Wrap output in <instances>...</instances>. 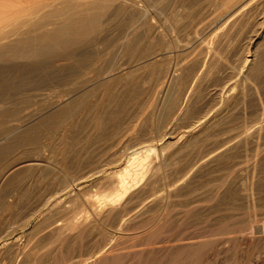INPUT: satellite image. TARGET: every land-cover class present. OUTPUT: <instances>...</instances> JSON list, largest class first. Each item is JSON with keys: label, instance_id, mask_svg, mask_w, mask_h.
<instances>
[{"label": "rangeland", "instance_id": "1", "mask_svg": "<svg viewBox=\"0 0 264 264\" xmlns=\"http://www.w3.org/2000/svg\"><path fill=\"white\" fill-rule=\"evenodd\" d=\"M85 1L90 3L89 1L92 2L94 0H62V1L61 0H0V40L2 41L0 42L3 43V40L4 42H7L9 40L16 38L18 36L17 35L18 33L26 31L28 26L31 25V23H34L35 21L40 19L42 15L45 16L44 14L50 11L59 10L58 8H60L62 9V13H64L66 11L65 6L67 4L83 3ZM219 2H220L219 0H187V1L185 0H182V1L181 0H140L138 1L137 4L133 6H129V8L127 9L126 7H128L129 4L128 5L126 3L119 4L118 1H111V3L109 1H104L103 5L110 4V8H107L106 9L107 11L103 14V16H101L102 23L100 27L96 31H94L95 33H92L91 35L77 41L75 47L72 48L71 50L55 52L56 54L51 53V56L49 54L48 55L43 54L36 58H32L28 60L20 59V60L10 61V60H7V57L3 58V60L0 59V100L4 101L3 103L2 101H0L1 102L0 106L2 107V109L0 107V110H1L0 111V149L2 148L1 149L2 153L0 154V213H1L0 214V238L2 240H0V243L2 241L1 244H3L4 240H8L7 245L2 246L0 244V264H13V263L23 264L24 262H26L25 264H27L28 262L32 264L33 263L34 264H59L60 262H62L63 258H65L66 256L68 257H66L64 259L65 261L63 260V262L67 263L69 261L70 263L72 260H76L74 256L78 258L79 255L85 253L84 251H86L87 248L95 244L103 243L105 239L101 240V237L102 236L106 237L107 235L106 232L107 233L110 232L111 229H112V236H111L110 242L117 243L123 247L125 245L124 250L126 249L128 250L130 249L131 246H137L135 247V249H137L138 247H141L142 244L145 242H161L162 240L166 242V241L171 240L172 238L174 240L176 239V235L195 236V234H198L197 236H200V235L205 236V233H206L205 231H207L208 234L206 233V235L212 236L214 234H217V236H219L222 230L223 231L229 230L231 228H234V227H237L243 224L244 222L246 223L247 220H249L252 216H255L258 218H261L262 216L264 217V186H263L264 185V178H263L264 177V174H263L264 173V156H263L264 155L263 154L264 153L263 152L264 151V143H263L264 140L260 139L263 145L262 147V145L258 141V139L261 137L259 136L257 140L256 138H254V140L252 139V141L250 140L247 141V143L244 144L245 147L244 145H242V146H238L236 149H232L233 151L230 150V152H228L230 154L227 153L225 156H223V158L219 159L220 162L217 160V161H214L211 165H208V167L204 166V168L202 167L203 169L199 168L200 170L199 169L194 170L196 175L193 174L194 172L191 173L190 175L191 182H189L188 185H190V187L188 186V188L194 189L195 187V190L198 189L197 190L198 193L201 192V194H203V197L204 195L207 196L208 194L212 196L211 199L212 201L215 200L214 201L215 203L210 201L212 202L211 211H213L214 213L208 212L206 214H200L198 213L199 211L196 212L195 210H193L192 213L190 211L189 214L185 216L187 218L186 221L184 217L180 219L181 221L179 219H175L176 218L175 216L176 214V207H175L176 206V195H175L174 197L170 199V205L172 206L171 208L173 209L170 208L171 212L167 211L170 217L166 214V216L163 217L161 221L160 220L158 221L157 220L158 211L156 209H152V212L150 211L149 213H144L143 214L144 217L139 215V217L135 219L136 221L135 220L133 221L131 220L129 222L127 221L125 225H123V230L121 234H119L120 229L117 226H115L114 222L112 223V221H109L106 224L103 223V225L99 224L100 225L98 226V228H100L99 230L96 227L94 228L91 227L92 228L91 230L87 228L83 233H78V230L76 231L65 230V231L60 232V235H59L58 232L53 231L54 225L56 224L62 225V223H67L74 217L81 218V216L82 217L88 216L92 218L93 216L91 214V208L94 206V204L88 202L87 198H89L90 200H97V197H101L105 193L106 194L109 193L111 189L110 187L113 184H115L113 182L115 181V179L113 178L114 176L116 178V175L113 176L112 178L113 180L111 178H109V180L105 178L103 179L104 175L107 173H111V171L112 172L117 171L120 167H123L124 165L128 164L129 163L127 162L129 158L128 156L131 157L132 156L131 153L135 151H142L148 145L149 146L147 149H149V147L154 146L155 150L148 152L149 153L148 158L151 160L150 161L148 159V162L152 164H157L158 162L165 161L164 162L165 167L163 166L157 172V174L151 179L150 185L147 188L148 189L150 188L149 190H157V189L160 190L161 189L160 191L162 190L167 191L171 187L169 186L165 187L163 184H166L169 181L175 180L176 171L184 169L189 163H191L193 160L196 159L195 157L200 156L205 151L210 149V147H212L213 144L217 145L220 142V140L222 141L229 135H234L235 133L238 134L239 131H240L239 133L242 134L244 130H246L247 128L249 130L250 127L253 128V126L257 124L258 121L261 120V118L262 119L264 118V38L263 37L259 39L255 38V35L257 32H256V28H253L254 25L251 23L252 22L251 18L248 19V21L247 20L238 21V23H241V26L236 22L233 25L236 27V28L234 27V29L236 30L233 29V26H231L230 29L227 27L229 29L227 30L225 26V20L227 18L224 17L225 16L224 14L226 12L225 13L224 11L220 12V9L218 8V5H217L219 4ZM191 4H194V5H191ZM237 4H239V1L234 5L236 6ZM137 5L138 7H136ZM234 5L231 6V8L228 9V11L230 10L232 11V9H234L235 7ZM139 6L142 8H140ZM212 6L213 7L215 6V7L213 8ZM124 7L126 9H124ZM127 10L128 12H126ZM257 11L259 10L255 9V11L252 12L253 15L260 16L261 12H257ZM217 13L218 14L220 13L219 14L220 19H217L218 18ZM214 14H216V16ZM51 15L48 18L46 17L47 21L49 19L48 21L49 24L45 25L43 29L41 28V29H38L37 31L49 30L53 28V26L56 27L58 24H60V22L62 21V17L64 16L63 15L61 17L62 14L61 15L56 14L51 17ZM167 15L170 17L168 18ZM26 19H28V21ZM166 19L169 22H167ZM22 20H24L25 22L26 21L28 22L26 23L27 26L24 21H23L24 24L22 25L23 23L21 22ZM176 21L180 22V24L179 23L177 24ZM249 21H250V24L253 25V27L249 24ZM8 24H11V25L9 26ZM182 24L184 25L182 26ZM208 24H211V25H208ZM221 24H224V25L221 26ZM6 25L14 29L13 30L14 34L12 33L11 29L10 31H7L9 30V27L8 28L5 27ZM3 29H6V32L8 33L10 32L12 34L7 33L8 35H10L8 36L5 30ZM15 29H17L16 31L17 34H15ZM1 30H3L2 34H1L2 32ZM146 30H148V32ZM182 31H184V33H181ZM215 31H217V33ZM219 32L220 34L218 36ZM122 33H123V36H122ZM127 33L129 36L127 35V37H125L124 35H126ZM145 33L148 35H146ZM214 33H216L217 35H215ZM221 33H224L223 37H221L223 35ZM227 34L228 35L231 34V35L227 36ZM2 35L6 37H3ZM12 35H15V36H12ZM213 35L215 37L217 36L218 39H216L217 37L215 38ZM225 35L227 36V38L225 37ZM128 38L130 39V41L129 40L126 41V39ZM215 39L217 41H215ZM178 40L180 41L179 43H177ZM219 40H221L220 41L221 43L219 42ZM131 41L133 42L131 43ZM185 42H187L188 44L190 43V44L188 45ZM252 42L254 44H252ZM209 45H212V46L208 47ZM203 47L209 48L210 53L207 48L205 49ZM202 50L204 52H201ZM197 51H200L201 53ZM206 51L207 53H205ZM213 51H215L216 53L215 52L213 53ZM247 51L249 52L254 51L255 54H257L256 58L258 57V59H256L255 61L256 64L254 63V65L250 69V72L247 75L249 78L246 77L243 79V82H241L242 78H240V76H239V81L236 78H238L237 76L239 75V70H241L242 68V66L240 65H242L243 55H246ZM194 53H195V56H194L195 59L193 60L194 57L192 58V56ZM196 53H198L199 55L196 56ZM208 53H209L210 58L208 57ZM210 54H212L213 56L212 55L210 56ZM149 55L151 56V58ZM183 55L186 56L185 59L186 60L188 59L187 61H190L192 59L190 63H187V62H186L187 64L185 63L186 60L184 59ZM201 55L203 56L201 57ZM205 55L207 57H204ZM211 57L212 59H214V61L211 59ZM41 58L47 61H45L44 63L43 62L44 60ZM4 59H6V62ZM150 59L152 60L150 61ZM41 60H42V64H41ZM178 60L180 62H178ZM208 60L210 61L212 60L213 62L211 61L212 62L211 63ZM198 61L200 64L198 63ZM207 61L210 65L207 64ZM201 62H203L204 65L201 64ZM183 64H186V65L183 66ZM190 64H193V65H190ZM215 64H217V67ZM176 65L177 66L179 65V66L176 67ZM201 65L204 67H202ZM213 65H215V67ZM138 67L140 68L138 69ZM166 67L168 68V73H167ZM180 67L183 71L179 69ZM205 67L206 68L208 67L209 69L212 67L210 69L211 71L208 68L205 70L204 69ZM176 68L178 69L175 70ZM163 69H165L166 73L164 71L163 72L167 74L168 78L165 74H163L164 76L161 74L162 73L161 71ZM203 70H205V75L200 76L199 77L200 80L199 79L196 80L198 85L197 83H195L196 82L195 81L194 83L196 85L194 86V83H193V87H192L191 81L188 82L187 80L188 79L191 80L192 75L196 73V71L204 72ZM159 71L160 73H158ZM184 73H186L188 77ZM159 74H161V76H163L164 78L163 77L161 78ZM176 76H177L176 78L177 81L175 80V83H174L173 79ZM26 78H29V79H26ZM159 79L165 80V82L160 81ZM180 81L181 82L186 81V84L184 82L181 84ZM187 83L191 84V87H190L191 89H188L189 85ZM234 83H237L238 85ZM172 84L177 85V86L176 85L174 86V87H177V90L176 88L173 87ZM178 84L180 85L179 87H178ZM227 84L230 87L232 85L231 91H230L232 93L229 92L230 88L228 90V93H230V95L228 94L229 96L227 95V92H224V91L222 92V89H224L227 86ZM87 85L88 87H86ZM244 85H245V88H244ZM184 86L186 87V89ZM194 87L198 89L196 90V92H195ZM239 88L242 90H240ZM179 89L181 90L179 91ZM184 89L186 92L184 91ZM233 90L234 91L237 90V92H234ZM191 91H194V93L196 94H193ZM177 92L179 93V96L181 94L182 95L180 97L176 96L178 95ZM217 92H219L220 94H218ZM185 93L188 95L186 96ZM222 93H225V95ZM241 93L243 97L241 96ZM68 95L70 98L68 97ZM174 95L176 98L178 97L177 99L179 103L175 99ZM194 95L196 96V98ZM238 97H240V100H238L239 99ZM213 98L214 99L216 98V100H214ZM224 99L225 100L228 99L226 104L229 105L230 108L226 104L223 105V103L225 102ZM176 101L178 103L177 106L178 107L180 106L178 108V111L176 107ZM174 102L175 104H173ZM215 102L222 103V104L218 105L217 103L215 104ZM2 104L5 105L4 111H2L3 106H4V105L2 106ZM170 104L171 106L174 105V107L172 106L174 109L170 106ZM220 105H223V108H224V111L222 113L224 114L225 110H226V113L225 115L221 114L219 116L222 117L223 115V117L226 119H223L217 116L218 118L216 119L214 125H211L213 126V128H215V131L212 127L211 128L208 127L209 129L207 128L205 130V133L204 131H202L203 133L199 131H195L193 132L192 138L188 140V137L186 136L187 135L186 131L187 129L194 127V122L197 120V118L204 115L205 113L207 115L208 113H213V110ZM231 105H232V108H231ZM201 106L202 107L205 106V107L202 108ZM181 107L184 109L182 110ZM206 107L207 108L210 107V108L207 109ZM225 107H227L228 109ZM198 108H200V111H198L199 110ZM59 110L62 112L61 115L58 118L54 119L52 123L50 122L49 123L50 125L48 124L46 125L42 123L46 117H50L56 114L57 112H60ZM86 111H88V114H86ZM179 111L182 113H180ZM202 111L203 113H201ZM93 112H97V115L95 116L91 115ZM196 112H197V115H196ZM198 112L201 114H199ZM184 115L187 118H185ZM98 119L101 121H99ZM187 123H188L189 128L188 126H186ZM232 127L236 128V130L235 129L233 130ZM237 127L239 128L237 129ZM35 128L37 130H34ZM241 128L243 129V131ZM252 128H250V130ZM206 131L212 134V135L208 134L209 136L208 139L210 140V137H211V139L214 140V142L212 140L210 142L207 139ZM218 132L220 134L222 133V135H221V138L219 137L220 135L216 136L217 137L216 139L215 135L216 134L218 135L219 134ZM263 134H264V130L262 131V138L264 136ZM182 136L183 138H181ZM65 137H67L68 139ZM203 137H205V139H203ZM184 138L188 144L186 145V147L182 148L180 151L176 153V143L174 145V141L176 142L177 140L178 141L182 140L179 142V144L181 142L184 143L186 142L185 140L183 141ZM191 140L192 141L194 140V142H197L198 144L193 143L195 144V146L192 145ZM255 141L259 143L258 145L259 151H257L258 158H256V162H255L257 165L256 164L253 165L252 162H253L254 154H251L252 152L253 153L256 152L254 148L255 147L254 143H256ZM252 142L254 143L252 144ZM189 144H191V146ZM199 144L201 147L198 146ZM205 144H207L208 146L210 145L209 147L206 145L208 148L207 150H206ZM160 146H162V149H160ZM202 146H204L205 151H203ZM246 147H247V150L245 149ZM196 149L197 150L199 149L198 151L200 152V154ZM173 150H175V152H172ZM231 151L234 152L233 155ZM151 153L154 155H152ZM171 156H173L174 158ZM168 157H171V158H168ZM244 157L247 159H245ZM191 158H192V161H191ZM158 159H160L161 161ZM173 159L175 163L172 162ZM244 159L248 161L247 163L249 164L247 163L244 164L246 162ZM258 159H260L261 161H259ZM166 160H168L170 163L172 162L171 164L173 168L171 167L170 163ZM242 162L244 165L242 164ZM177 163L178 165H176ZM184 163L186 165H184ZM232 164L233 166L230 167ZM236 165L237 166L239 165V168L236 167ZM245 165L246 166L248 165L247 168ZM251 165L253 166L251 167ZM10 166H15L17 170L15 169V171L9 176L4 175V172H5L4 170L9 168ZM213 166L215 168H213ZM254 166L256 168H254ZM216 167L219 169V171L217 170ZM93 169L99 172H97L96 174ZM213 169H216V171ZM243 169L246 172L248 171V175L246 172H243ZM204 170L206 171V173L204 172ZM254 170L256 171L258 170L259 173L254 172ZM251 172L252 174L254 173V175L251 176ZM227 173L232 178L234 176L235 178V179L233 178L234 182L233 181L231 182L232 179L230 180L231 177L229 178ZM224 174L225 176H223ZM208 175L210 176L208 177ZM260 175H261V178L259 179ZM220 176L222 178H220ZM226 177L228 178V180ZM161 178L164 180H162ZM204 178L209 179L208 181L209 183L206 182L207 179H204ZM250 178L252 179L250 180ZM73 179L74 181L76 179V181L74 182ZM156 179L160 181H157ZM246 180H248L247 181L248 184L249 183L251 185L253 184L252 187L254 188L253 189L254 197L256 194L261 193V194L256 195L258 200L261 199L260 201H258L255 197V202H254L255 207L254 208L252 207L249 208V206L247 205L246 198H244L245 193L243 190L247 189L250 186V184L248 186L245 185L247 184ZM226 181L228 182L226 183ZM250 181H252V183ZM107 182L109 184L111 183L112 185L108 187ZM158 182L159 184H156ZM193 182L194 183L196 182V184H193ZM200 183L202 184L201 186H200ZM64 184L68 185V187L65 186ZM192 184L196 186H193ZM222 185H224L225 187H223ZM241 185H244V186H241ZM162 186L164 187L162 188ZM207 186L208 188H210L211 194L208 193L209 189L206 188ZM64 187L66 188L64 189ZM215 187H218L216 188L217 190L220 189L217 192L216 196H214V193H213L214 191H216ZM242 187H244L243 190H242ZM107 188H109V190ZM147 188L144 191H149L147 190ZM259 188L261 190L260 192H258L259 190H256ZM77 189H80V190L82 189L81 191L83 193H81L80 190L77 191ZM204 189L206 190V192L204 191ZM225 189L229 191V194H227L228 191L225 192L226 191ZM105 190H108V191H105ZM69 191H72V193H74L73 199L65 198L66 193ZM173 191H174V194H176V187L173 189ZM230 191L232 194L230 193ZM232 191L233 192L237 191L236 192L237 195L234 194L235 192L233 193ZM220 192L224 194L221 193L222 194L221 195ZM79 193L81 194L79 195ZM218 194L220 196H218ZM231 195L233 199L231 198ZM259 195H260V198L258 197ZM75 197L77 198V200L75 199ZM229 197L232 200H230ZM228 198H229V202L227 201ZM234 198L236 200L237 198L238 200L239 199L240 200L239 201L237 200L238 202H236ZM243 198L245 199V201H243L244 200ZM59 200L60 202L61 200H64V201H62L61 202L62 204H61L59 203ZM145 200L147 201V199ZM145 200H142V201L147 203ZM65 201H68V202H65ZM71 202L73 203L75 202L74 203L75 207L73 206V203ZM144 202L140 203L138 207L140 208L142 207V205L145 206ZM244 202L246 204H244ZM89 205H90V208H88ZM219 205L223 207L225 206L226 208L224 207L225 208L224 209L223 207H220ZM228 206L230 209H228ZM65 209L67 210V213ZM80 209L83 211L82 212L83 214L81 213V215L79 213L81 212ZM222 210H225L227 214H224L225 211H222ZM215 212L217 213L223 212V213L217 214ZM64 213L66 214L64 215ZM190 214H193L194 216ZM218 215H222V216L224 215V217L219 218L220 216ZM150 216L154 218L150 219L151 218ZM245 218L247 219L246 221H245ZM188 219H191V220L193 219V220L191 221ZM198 220L201 221L200 224ZM202 220L204 221V223L202 222ZM218 220H222V222ZM51 221L54 222L53 225ZM175 221L177 222V225L181 223V225L179 227L177 226V228H176ZM190 221L192 224L194 222V225H195L194 227L196 228H197V225L199 224L198 225L200 226L198 228L199 230L192 227L193 225L190 223ZM50 222H51V225H50ZM139 222H140V226L137 225ZM196 222H197V225H196ZM219 222L222 226L219 224ZM240 222H243V223H240ZM109 223L112 224V226L111 225L108 226ZM134 224H136L137 226L135 225L134 227ZM151 224L155 228L151 227L152 226ZM104 226L105 228L106 227L107 228L105 229ZM156 227H159L158 228L159 230H157ZM189 227L191 231L189 230ZM108 228L110 230H108ZM152 228H154V230ZM192 228L195 231V232L193 231L194 233H192V230H193ZM213 229H215V231H213ZM125 231H128V232H125ZM151 231L152 233H150ZM200 231H203V232H200ZM144 232L145 234H143ZM188 233H190L191 235ZM199 233L201 234L199 235ZM82 234L85 235L84 236L85 238L83 237ZM117 235L118 237L120 235V238H118ZM70 236L71 237L74 236L73 239ZM129 236L131 238L133 237V241ZM80 240H82L81 243H80ZM72 242L76 246L74 244L73 246ZM130 242H131V245H130ZM13 244L14 246H12ZM10 246L13 248H11ZM32 246L34 247V249ZM21 247L23 249L22 251L26 252V258L29 257L28 260L30 259V261L25 259L24 252L20 251ZM27 249H30V250H27ZM35 249L38 251H36V253L34 254L33 251H35ZM170 249H165V250L164 249H154L153 252H149L148 254H147L148 251L146 250L139 251V252L137 251V252H134L135 254L132 253V256H131V253L121 254L122 256L118 255L117 257H115V259L114 258L109 259L107 263L109 262L110 264H176V258L178 255L180 256L182 254V256H184L183 252H185V255L189 253V251H183V250L176 251V248H170ZM157 250L158 251L160 250L161 252L160 251L158 252ZM163 251L166 253V255ZM41 252H43V254ZM32 255L36 257V260H35V257H33ZM40 255L42 256V259L40 258L42 261L37 257ZM124 255L125 256L127 255L126 256L127 259L124 258L125 257ZM37 258L39 261L37 260ZM116 258H118V260ZM20 259L23 261L22 263ZM70 259L72 260L70 261ZM14 260L16 263L14 262ZM56 261H59V262L57 263ZM63 262L60 264H63Z\"/></svg>", "mask_w": 264, "mask_h": 264}, {"label": "bare ground", "instance_id": "2", "mask_svg": "<svg viewBox=\"0 0 264 264\" xmlns=\"http://www.w3.org/2000/svg\"><path fill=\"white\" fill-rule=\"evenodd\" d=\"M62 1V0H61ZM104 1H109L110 3H111V1H118L119 2V4L120 3H126L127 5H128V7H126L127 9L129 8V6H133V5H135V4H137L138 3V1H140V0H94V1H89L90 3H88V2H83V3H76V4H67L65 7H66V11L64 12V13H62V9H60V8H58L59 10H55V11H50V12H48V13H46V14H44L45 16H43L42 15V17H40V19H38L37 21H35L34 23H31V25L30 26H28V28H27V30L26 31H24V32H20V33H16V31H17V29H15V34H17L18 36L16 37V38H14V39H12V40H9V41H7V42H4V40H3V43H1L0 42V59H2L3 60V58H6L7 57V60H12V61H15V60H22V59H24V60H28V59H32V58H36V57H38V56H40V55H43V54H49L50 56H51V53H55V52H59V51H67V50H71L72 48H74L75 47V45H76V43H77V41H79L80 39H83V38H85V37H87V36H89V35H91L92 33H95L94 31H96L99 27H100V25H101V23H102V21H101V16H103V14L107 11L106 9L107 8H110V4L109 5H103V2ZM182 1V0H181ZM185 1H187V0H185ZM220 2H219V4H217L218 5V8L220 9V12H222V11H224V17L225 18H227L226 20H225V26H226V29L227 30H229L230 29V27L231 26H233L236 22L238 23V21H243V20H247L248 21V19H250L251 18V23L254 25V27H253V25H251L250 24V21H249V24L253 27V28H256V35H255V38L257 39H259V38H261V37H263L264 38V15H263V13H264V0H219ZM239 1V4H237L236 6L234 5V4H236L237 2ZM177 2V1H176ZM216 2V1H215ZM73 3V2H72ZM143 3V2H142ZM211 3V2H210ZM214 3V2H213ZM218 3V2H217ZM113 4H114V2H113ZM112 4V5H113ZM116 4V3H115ZM184 5V4H183ZM185 5H186V3H185ZM188 5V4H187ZM191 5H194V4H191ZM216 5V6H217ZM235 6L234 7V9H232V11L230 10V11H228V9H230L231 8V6ZM125 6V5H124ZM196 6V5H195ZM194 6V7H195ZM44 7V6H43ZM136 7H138V5L136 6ZM140 7V6H139ZM183 7V6H182ZM181 7V8H182ZM207 7V6H206ZM213 7V6H212ZM215 7V6H214ZM213 7V8H214ZM112 8H114V7H112ZM125 7H124V9H126ZM140 8H142V7H140ZM184 8V7H183ZM188 8V7H187ZM190 8V7H189ZM134 9H136V8H134ZM193 9V8H192ZM216 9V8H215ZM255 9L257 10H259V11H257V12H261L260 13V16H258V15H253V11H255ZM110 10V9H109ZM123 10V9H122ZM130 10V9H129ZM137 10H139V9H137ZM173 10V9H172ZM181 10V9H180ZM115 11V10H114ZM171 11V10H170ZM179 11V10H178ZM216 11V10H215ZM126 12H128V10L126 11ZM125 12V13H126ZM133 12V11H132ZM183 12V11H182ZM186 12V11H185ZM176 13V12H175ZM184 13V12H183ZM216 13V12H215ZM14 14V13H13ZM52 14V15H51ZM61 15V17H62V21L60 22V24H58V23H56V24H58L56 27H54L53 26V28H51V29H49V30H40V31H37L38 29H43V27L45 26V25H47V24H49V19H48V21H47V19H46V17L48 18L50 15H51V17L52 16H54V15ZM124 14V13H123ZM128 14V13H127ZM140 14V13H139ZM186 14V13H185ZM218 14V13H217ZM220 14V13H219ZM219 14H218V18L217 19H220L219 18ZM252 14V15H251ZM107 15V14H106ZM148 15V14H147ZM146 15V16H147ZM170 15V14H169ZM188 15V14H187ZM215 16H216V14H214ZM213 15V16H214ZM127 16V15H126ZM133 16V15H132ZM131 16V17H132ZM143 16V15H142ZM153 16V15H152ZM221 16V15H220ZM16 17V16H15ZM37 17V16H36ZM59 17V16H58ZM57 17V18H58ZM167 17L169 18L170 16H168L167 15ZM177 17V16H176ZM194 17V16H193ZM137 18V17H136ZM175 18V17H174ZM222 18V17H221ZM28 19H30V18H28ZM28 19H26L27 21H28ZM133 19V18H132ZM147 19V18H146ZM145 19V20H146ZM181 19V18H180ZM185 19V18H184ZM120 20V19H119ZM183 20V19H182ZM181 20V21H182ZM191 20V19H190ZM215 20V19H214ZM214 20H213V22H214ZM24 20H22L21 22H23ZM25 22V24L26 23H28V22ZM31 21H32V19H31ZM166 21L167 22H169L167 19H166ZM180 21V20H179ZM192 21V20H191ZM216 21H218V20H216ZM247 21H246V23H247ZM20 22V23H21ZM24 22L22 23V25L24 24ZM165 22V21H164ZM177 22V21H176ZM189 22V21H188ZM212 22V23H213ZM126 23V22H125ZM180 24V22H177V24ZM182 23V22H181ZM187 23V22H186ZM216 23V22H215ZM12 24V23H11ZM11 24H8L9 26L11 25ZM13 24H15V23H13ZM17 24V23H16ZM30 24V23H29ZM132 24V23H131ZM130 24V25H131ZM165 24V23H164ZM170 24V23H169ZM176 24V25H177ZM214 24V23H213ZM240 26H241V23H238ZM8 25H6L5 27H9ZM19 25V24H18ZM184 24H182V26H183ZM208 25H211V24H208ZM222 25H224V24H221V26ZM248 25V24H247ZM14 26V25H13ZM12 26V27H13ZM26 26H27V24H26ZM128 26V25H127ZM136 26V25H135ZM168 26V25H167ZM181 26V25H180ZM216 26V25H215ZM250 26V27H251ZM17 27V26H16ZM211 27V26H210ZM213 27V26H212ZM229 29H228V28ZM234 27L235 26H233V29H234ZM20 28H21V26H20ZM136 28V27H135ZM219 28H221V27H219ZM222 28H224V27H222ZM236 28V27H235ZM252 28V29H253ZM10 29L12 30V33H13V28H11V27H9V30H7V31H10ZM44 29H46V28H44ZM178 29V28H177ZM212 29V28H211ZM237 29H238V27H237ZM242 29V28H241ZM3 30H5V32H6V29H3ZM3 30H1L2 32H1V34L3 33ZM20 30V29H19ZM157 30V29H156ZM214 30V29H213ZM234 30H236V29H234ZM127 31V30H126ZM147 32H148V30H146ZM220 31V30H219ZM222 31V30H221ZM223 31H224V29H223ZM248 31V30H247ZM4 32V33H5ZM138 32V31H137ZM146 32V33H147ZM186 32V31H185ZM216 33H217V31H215ZM226 32V31H225ZM232 32V31H231ZM230 32V33H231ZM8 32H6V34H7ZM10 33V32H9ZM8 33V34H9ZM12 33H10V34H12ZM32 33V34H31ZM125 33V32H124ZM130 33V32H129ZM145 33V34H146ZM181 33H184V31H182ZM192 33V32H191ZM216 33H214L215 35H217ZM5 34V35H6ZM7 34V35H8ZM14 34V33H13ZM143 34V33H142ZM179 34V33H178ZM187 34V33H186ZM197 34V33H196ZM212 34V33H211ZM219 34H220V32L218 33V36H219ZM221 34H223L221 37H223L224 36V33H221ZM226 34V33H225ZM236 34V33H235ZM127 35H128V33L126 34V35H124L125 37H127ZM137 35V34H136ZM146 35H148V34H146ZM189 35H191V34H189ZM229 35H231V34H229ZM228 34H227V36H229ZM3 36V35H2ZM1 36V37H2ZM8 36H10V35H8ZM7 36V37H8ZM12 36H15V35H12ZM122 36H123V33H122ZM129 36V35H128ZM196 36V35H195ZM214 36V35H213ZM227 36L225 35V37L227 38ZM3 37H6V36H3ZM2 37V38H3ZM124 37V38H125ZM138 37V36H137ZM143 37V36H142ZM199 37V36H198ZM215 37V36H214ZM217 37V36H216ZM215 37V38H216ZM224 37V38H225ZM123 38V39H124ZM188 38V37H187ZM220 38V37H219ZM177 39V38H176ZM181 39V38H180ZM202 39V38H201ZM213 39V38H212ZM216 39H218V37L216 38ZM215 39V41H217ZM130 41V39L128 38V39H126V41ZM195 40V39H194ZM223 40V39H222ZM6 41V40H5ZM120 41V40H119ZM124 41V40H123ZM123 41H121V42H123ZM177 41V40H176ZM221 40H219V42H220ZM125 42V41H124ZM133 41H131V43H132ZM180 41L178 40V42L177 43H179ZM211 42H212V40H211ZM120 43V42H119ZM127 43V42H126ZM185 43H187V42H185ZM215 43V42H214ZM214 43H212V44H214ZM221 43V42H220ZM249 43V42H248ZM129 44V43H128ZM127 44V45H128ZM188 44V43H187ZM190 44V43H189ZM188 44V45H189ZM217 44H218V42H217ZM252 44H254L253 42H252ZM121 45V44H120ZM130 45V44H129ZM210 46H212V45H209L208 47H210ZM219 46V45H218ZM220 46H221V44H220ZM122 47V46H121ZM180 47V46H179ZM214 47V46H213ZM123 48V47H122ZM183 48V47H182ZM196 48H198V47H196ZM203 48H207V47H203ZM108 49H110V48H108ZM190 49V48H189ZM202 49V48H201ZM205 49H204V51H205ZM208 49V51H209V48H207ZM186 50V49H185ZM200 50V49H199ZM253 50V49H252ZM257 50V49H256ZM255 50V51H256ZM104 51V50H103ZM180 51V50H179ZM203 50L201 51V52H204ZM233 51V50H232ZM197 52H200V51H197ZM200 52V53H201ZM215 51H213V53H214ZM77 53V52H76ZM87 53V52H86ZM143 53V52H142ZM178 53V52H177ZM192 53V52H191ZM205 53H207V51L205 52ZM204 53V54H205ZM209 53H210V51H209ZM209 53H208V57H209ZM212 53V54H213ZM216 53V52H215ZM56 54V53H55ZM58 54V53H57ZM67 54V53H66ZM84 54V53H83ZM152 54V53H151ZM212 54H210V56L212 55ZM228 54V53H227ZM245 54V53H244ZM79 55V54H78ZM82 55V54H81ZM153 55V54H152ZM187 55V54H186ZM189 55V54H188ZM197 55H199L198 53H196V56ZM256 55L257 54H255V52L254 51H247V53H246V55H243V58H242V65H240V66H242V68H241V70H239V75L237 76L238 78H236V79H238V81H239V76H240V78H242V80H241V82H243V79L244 78H249L247 75H248V73L250 72V69L252 68V66L254 65V63H255V61H256V59H258V57L256 58ZM69 56V55H68ZM77 56V55H76ZM150 56V55H149ZM159 56V55H158ZM160 56H161V54H160ZM159 56V57H160ZM192 56V55H191ZM195 56V53L193 54V56H192V58ZM203 55H201V57H202ZM213 56V55H212ZM237 56V55H236ZM46 57V56H45ZM140 57V56H139ZM157 57V56H156ZM183 57H184V59H185V55H183ZM204 57H207L206 55L204 56ZM203 57V58H204ZM215 57V56H214ZM52 58H54V57H52ZM51 58V59H52ZM150 58H151V56H150ZM199 58H200V56H199ZM202 58V59H203ZM210 58V57H209ZM208 58V59H209ZM41 59H43V58H41ZM179 59V58H178ZM190 59H191V57H190ZM189 59V60H190ZM195 59V57L193 58V60ZM211 59H212V57H211ZM5 60V62H6V59H4ZM33 60H35V59H33ZM44 60V59H43ZM70 60V59H69ZM140 60V59H139ZM152 59H150V61H151ZM186 60V59H185ZM184 60V61H185ZM188 60V59H187ZM185 61V63L187 62V63H190V61L192 60H190V61ZM213 61H214V59H212ZM211 60V61H212ZM216 60V59H215ZM9 61V62H10ZM45 61H47V60H44L43 62L45 63ZM93 61V60H92ZM138 61V60H137ZM181 61H183V60H181ZM200 61H201V59H200ZM205 61V60H204ZM203 61V62H204ZM209 62H211L210 60H208ZM208 61H207V64H209L208 63ZM212 61V62H213ZM140 62V61H139ZM178 62H180L179 60H178ZM203 62H201V64H203ZM211 62V63H212ZM234 62V61H233ZM239 62V61H238ZM86 63V62H85ZM158 63H160V62H158ZM186 63V64H187ZM198 63H199V61H198ZM241 63V62H240ZM239 63V64H240ZM41 64H42V60H41ZM134 64V63H133ZM140 64H142V63H140ZM186 64H183V66L184 65H186ZM194 64V63H193ZM193 64H190V65H193ZM196 64V63H195ZM200 64V63H199ZM207 64H206V66H207ZM256 64V63H255ZM88 65V64H87ZM204 65V64H203ZM210 65V64H209ZM216 65V67H217V64H215ZM215 65H213L214 67H215ZM221 65V64H220ZM94 66V65H93ZM96 66V65H95ZM138 66H139V64H138ZM179 66V65H178ZM177 65H176V67H178ZM180 66H181V64H180ZM202 66V65H201ZM200 66V67H201ZM163 67V66H162ZM191 67V66H190ZM194 67V66H193ZM196 67V66H195ZM202 67H204V66H202ZM86 68V67H85ZM140 67H138V69H139ZM159 68V67H158ZM165 68V67H164ZM167 68V67H166ZM171 68V67H170ZM186 68V67H185ZM208 68V67H207ZM206 67L204 68L205 70L207 69ZM212 68V67H211ZM210 68V69H211ZM255 68V67H254ZM130 69V68H129ZM135 69V68H134ZM178 68H176L175 70H177ZM179 69H181V67L179 68ZM184 69V68H183ZM187 69V68H186ZM198 69V68H197ZM201 69V68H200ZM209 69V68H208ZM209 69V70H210ZM216 69V68H215ZM205 70H203L204 72H202V71H196V73H194L193 75H192V79L191 80H187L188 82H190L191 81V83H192V87H193V83L197 80V79H199V77L200 76H204L205 75ZM34 71V70H33ZM125 71V70H124ZM151 71V70H150ZM166 73V71H165V69H163L161 72V74L163 75V74H165L164 72ZM181 71H183L182 69H181ZM186 71V70H185ZM189 71V70H188ZM211 71V70H210ZM209 71V72H210ZM213 71V70H212ZM178 72V71H177ZM147 73V72H146ZM158 73H160V71L158 72ZM167 73H168V68H167ZM259 73V72H258ZM83 74H84V72H83ZM127 74V73H126ZM161 74H159L160 76H161ZM171 74V73H170ZM177 74V73H176ZM185 75H186V73H184ZM211 74V73H210ZM229 74V73H228ZM22 75V74H21ZM91 75V74H90ZM113 75V74H112ZM124 75V74H123ZM158 75V76H159ZM166 76H167V74H165ZM172 75V74H171ZM183 75V74H182ZM213 75V74H212ZM225 75V74H224ZM109 76V75H108ZM107 76V77H108ZM164 76V75H163ZM163 76H161V78L163 77ZM165 76V77H166ZM173 76V75H172ZM175 76V75H174ZM187 76V75H186ZM261 76V75H260ZM106 77V78H107ZM115 77V76H114ZM113 77V78H114ZM171 77V76H170ZM188 77V76H187ZM206 77V76H205ZM221 77V76H220ZM4 78V77H3ZM105 78V77H104ZM159 78V77H158ZM164 78V77H163ZM167 78H168V76H167ZM167 78H165V79H167ZM177 76L176 77H174V79H173V82L175 83V80L177 81ZM204 78V77H203ZM26 79H29V78H26ZM103 79V78H102ZM146 79V78H145ZM259 79V78H258ZM46 80V79H45ZM112 80V79H111ZM157 80V79H156ZM160 81H163V82H165V80H161V79H159ZM182 80V79H181ZM184 80H186V79H184ZM200 80V79H199ZM204 80H206V79H204ZM249 80H251V79H249ZM237 81V80H236ZM146 82V81H145ZM163 82H161V83H163ZM169 82V81H168ZM172 82V83H173ZM184 81H180V83L182 84ZM203 82V81H202ZM201 82V83H202ZM251 82V81H250ZM99 83H101V82H99ZM177 83V82H176ZM179 83V82H178ZM185 84H186V81L184 82ZM195 83H197V81L195 82ZM194 83V86L196 85ZM200 83V84H201ZM259 83V82H258ZM261 83V82H260ZM32 84V83H31ZM91 84H93V83H91ZM169 84V83H168ZM188 84V83H187ZM199 84V85H200ZM205 84V83H204ZM221 84V83H220ZM234 84H236V85H238L237 83H234ZM233 84V85H234ZM246 84V83H245ZM161 85H163V84H161ZM167 85V84H166ZM173 85V84H172ZM172 85H171V87H172ZM176 85V84H175ZM175 85H173V87L175 86ZM189 85V87H188V89H191L190 87H191V84H188ZM188 85H186V86H188ZM197 85H198V83H197ZM202 85V84H201ZM226 85V84H225ZM235 85V86H236ZM242 85V84H241ZM89 86H90V84H89ZM136 86V85H135ZM168 86V85H167ZM177 86V85H176ZM180 85L178 84V87H179ZM258 86V85H257ZM34 87V86H33ZM86 87H88V85L86 86ZM137 87V86H136ZM185 87V86H184ZM199 87V86H198ZM231 87H232V85H231ZM231 87L227 84V86L224 88V89H222V92L224 91V92H227V95L229 94L230 95V93H232V92H230L231 91ZM85 88V87H84ZM83 88V89H84ZM160 88V87H159ZM174 88H176V90H177V87H174ZM195 88V92H196V90H198V89H196V87H194ZM194 88H192V89H194ZM200 88V87H199ZM229 88H230V90H229ZM240 88H241V86H240ZM239 88V89H240ZM244 88H245V85H244ZM170 89V88H169ZM168 89V90H169ZM183 89V88H182ZM185 89H186V87H185ZM185 89H184V91H185ZM21 90V89H20ZM20 90H18V91H20ZM161 90V89H160ZM181 89H179V91H180ZM228 90H229V92L230 93H228ZM240 90H242V89H240ZM139 91V90H138ZM158 91H159V89H158ZM190 91V90H189ZM200 91V90H199ZM221 91V90H220ZM219 91V92H220ZM234 91V90H233ZM165 92V91H164ZM186 92V91H185ZM193 94H196V93H194V91H191ZM219 92H217L218 94H220ZM234 92H237V90L236 91H234ZM198 93V92H197ZM216 93V92H215ZM240 93V92H239ZM238 93V94H239ZM245 93V92H244ZM168 94V93H167ZM173 94H174V92H173ZM177 94L178 95H176V96H179V93L177 92ZM180 94H181V92H180ZM186 94V93H185ZM190 94V93H189ZM211 94V93H210ZM222 94H224L225 95V93H222ZM182 95V94H181ZM180 95V96H181ZM188 94H186V96H187ZM212 95V94H211ZM217 95V94H216ZM228 95V96H229ZM244 95V94H243ZM66 96V95H65ZM65 96H63V97H65ZM179 96V97H180ZM190 96H192V95H190ZM195 96V95H194ZM218 96V95H217ZM227 96V97H228ZM241 96H242V93H241ZM240 96V97H241ZM247 96V95H246ZM68 97H69V95H68ZM148 97V96H147ZM174 97H175V95H174ZM183 97V96H182ZM185 97V96H184ZM219 97H220V95H219ZM222 97V96H221ZM236 97V96H235ZM240 97H238L239 99L238 100H240ZM243 97V96H242ZM70 98V97H69ZM162 98V97H161ZM178 98V97H177ZM176 97H175V99L178 101V99H177ZM187 98V97H186ZM193 98V97H192ZM195 98H196V96H195ZM224 98V97H223ZM229 98V97H228ZM59 99V98H58ZM166 99V98H165ZM180 99V98H179ZM182 99V98H181ZM184 99V98H183ZM191 99V98H190ZM214 99V98H213ZM237 99V98H236ZM96 100V99H95ZM196 100V99H195ZM194 100V101H195ZM198 100V99H197ZM200 100V99H199ZM214 100H216V98L214 99ZM225 100V99H224ZM228 100V99H227ZM227 100H225V102L223 103V105H225L226 104V102H227ZM234 100V99H233ZM0 101H2V100H0ZM60 101V100H59ZM98 101V100H97ZM177 101H176V107H177V111H178V108L180 107H178L177 106V104L179 103V101H178V103H177ZM223 101V100H222ZM237 101V100H236ZM4 101H2V103H3ZM61 102V101H60ZM73 102V101H72ZM219 102H220V100H219ZM57 103H58V101H57ZM167 103V102H166ZM186 103V102H185ZM222 104V103H218V102H215V104ZM230 103V102H229ZM255 103V102H254ZM173 104H175V102L173 103ZM188 104V103H187ZM203 104V103H202ZM231 104V103H230ZM263 104V103H262ZM0 105H1V102H0ZM4 104H2V106H3ZM139 105V104H138ZM184 105V104H183ZM223 105H220V106H218V107H216L214 110H213V113H208V115L205 113L204 115H202V116H200L199 118H197V120L194 122V127L193 128H189V126H188V123H187V125L186 126H188V128L189 129H187V137H188V140L189 139H191L192 138V136H193V132H195V131H199V132H202V131H204V133H205V130L208 128V127H212L213 128V126H211V125H214V123H215V121H216V119L218 118V117H221V116H219V115H221V114H223L222 112L224 111V108H223ZM227 105V104H226ZM78 106V105H77ZM95 106V105H94ZM117 106V105H116ZM170 106H171V104H170ZM173 107H174V105H172ZM171 106V107H172ZM188 106V105H187ZM227 106H229V105H227ZM234 106V105H233ZM248 106V105H247ZM1 107V106H0ZM4 107H5V105L3 106V110L2 111H4ZM90 107V106H89ZM172 107V108H173ZM202 107V106H201ZM200 107V108H201ZM203 107H205V106H203ZM202 107V108H203ZM213 107H214V105H213ZM213 107H212V109H213ZM111 108V107H110ZM166 108V107H165ZM200 108H198L199 110L198 111H200ZM201 108V109H202ZM207 108V107H206ZM210 108V107H209ZM209 108H207V109H209ZM225 108H227V107H225ZM229 108H230V106H229ZM231 108H232V105H231ZM260 108V107H259ZM1 109H2V107H1ZM174 109V108H173ZM181 109L183 110L184 108H182L181 107ZM181 109H180V111H181ZM205 109V108H204ZM203 109V110H204ZM228 109V108H227ZM88 110V109H87ZM104 110V109H103ZM121 110V109H120ZM1 111V110H0ZM60 111V110H59ZM91 111V110H90ZM179 111V112H180ZM185 111V110H184ZM206 111V110H205ZM228 111V110H227ZM207 112V111H206ZM61 111L60 112H57L56 114H54V115H52V116H50V117H46L45 119H44V121L42 122L43 124H48V125H50L49 123L51 122H53L54 121V119H56V118H58L60 115H61ZM180 113H182V112H180ZM179 113V114H180ZM184 113V112H183ZM199 113V112H198ZM201 113H203V111L201 112ZM201 113H199V114H201ZM225 113H226V110H225ZM225 113L223 114V115H225ZM229 113V112H228ZM5 114V113H4ZM85 114V113H84ZM86 114H88V111H86ZM103 114V113H102ZM185 114V113H184ZM187 114V113H186ZM91 115H97V112H93ZM101 115V114H100ZM108 115H110V114H108ZM113 115V114H112ZM195 115V114H194ZM196 115H197V112H196ZM223 115H222V117L221 118H223V119H226V118H224L223 117ZM226 115H228V114H226ZM87 116V115H86ZM99 116V115H98ZM185 116V115H184ZM218 116V117H217ZM90 117V116H89ZM178 117V116H177ZM236 117V116H235ZM97 118H99V117H97ZM185 118H187L186 116H185ZM6 119V118H5ZM192 119V118H191ZM222 119V120H223ZM235 119V118H234ZM82 120V119H81ZM81 120H80V122H81ZM99 120V119H98ZM60 121V120H59ZM99 121H101V120H99ZM99 121H98V123H99ZM219 121V120H218ZM252 121V120H251ZM255 122V121H254ZM63 123V122H62ZM88 123H89V121H88ZM98 123H97V125H98ZM227 123V122H226ZM248 123V122H247ZM45 125V126H46ZM190 125V124H189ZM220 125V124H219ZM242 125H244V124H242ZM246 125V124H245ZM248 125V124H247ZM73 126V125H72ZM78 126V125H77ZM216 126V125H215ZM43 127V126H42ZM240 127V126H239ZM239 127H237V129L239 128ZM31 128V127H30ZM86 128V127H85ZM217 128V127H216ZM220 128H221V126H220ZM233 128V127H232ZM231 128V129H232ZM250 128H252V127H250ZM250 128H249V130H248V128L246 129V128H244V129H246V130H244L243 131V129H242V131H243V133L242 134H240L239 132H238V134L237 133H235L234 135H229V136H225L226 138L225 139H223L222 141L220 140V142L216 145H214L213 144V146L212 147H210V149H208L207 148V144H209V143H207V144H205V147H206V150L207 151H205L204 150V146H202L203 148V151H205L203 154H201L200 156H198V157H195L194 155V157L196 158L195 160H193L192 161V158H191V163H189L184 169H182V170H179V171H176V179L175 180H173V181H169V182H167L166 184H163L162 182V184L165 186V187H167V186H169V187H171V188H169L167 191H160V190H149L147 187L150 185V181H151V179L157 174V172L164 166V162L165 161H162V162H158L157 164H152V163H149L148 162V156H149V151L151 152V151H154L155 149H154V146H152V147H149V149H147L148 148V146H146L145 148H144V150H142V151H135V152H133V153H131L132 154V156L130 157V156H128L129 158H128V160H127V162H129L128 164H126V165H124L123 167H120L117 171H111V173H107V174H105L104 175V177H103V179L105 178V179H108L109 180V178H113V176L114 175H116V178H115V176H114V178L113 179H115V181H113L115 184H109L108 182V187H110V185H112L110 188V191H109V193H105L104 195H102L101 197H97V200H90L89 198H87L88 199V202H90V203H93L94 204V206L91 208V214H92V218H90V217H88V216H84V217H82L81 216V218H73V219H71L70 221H66L67 223H62V225H58V224H56V225H54L53 226V231H55V232H58L59 233V235H60V232H62V231H65V230H70V231H76V230H78V233H83L87 228H89L90 230L92 229L91 227H96L98 230L100 229V228H98V226H100V225H103V223H108L109 221H112V223L114 222V225L115 226H117L119 229H120V231H119V234H121L122 233V230H123V225H125V223L128 221H133V220H135L137 217H139V215L140 216H142V217H144L143 216V214L144 213H149L150 211L152 212V209H156L157 211H158V216H157V220L159 221H161V219L163 218V217H165L166 216V214L168 215L169 213H167V211H170L171 212V210H170V208L172 207L171 205H170V199L172 198V197H174L175 195H176V214H175V216H176V218H175V216H174V218L175 219H182L183 217H184V219H185V221H186V217L185 216H187L188 214H189V212L191 211V213H192V211L193 210H195L196 212L197 211H199L198 213H200V214H206V213H208V212H213V211H211V203L212 202H214L215 200H213L212 201V199H211V197L212 196H210L209 194L207 195V196H205L204 195V197H203V194H201V192L200 193H198V189L197 190H195V187H194V189L192 188V189H190V188H188V186L190 187V185H188L189 184V182H191L190 180H191V173H193L194 172V170H196V169H201L202 167L204 168V166H206V167H208V165H211L214 161H219L220 162V158H223V156H225L228 152H230V150H232V149H236L238 146H242V145H244L245 143H247V141H252V139L254 140V138H256V140L259 138V136H261L259 139H258V141H259V143L262 145V143H261V140H264L263 138H264V136H263V138H262V131L264 130V118L262 119L261 118V120L260 121H258V123L257 124H255L254 126H253V128L250 130ZM209 129V128H208ZM214 129V131H215V128H213ZM236 130V128H233V130ZM14 130H16V129H14ZM34 130H37L36 128L34 129ZM186 130V129H185ZM221 130V129H220ZM240 130V129H239ZM29 131H31V130H29ZM208 131V130H207ZM206 131V132H207ZM218 131H219V129H218ZM177 132V131H176ZM211 132V131H210ZM222 132V131H221ZM237 132V131H236ZM27 133V132H26ZM80 133V132H79ZM95 133V132H94ZM138 133V132H137ZM203 133V132H202ZM219 133V132H218ZM223 133V132H222ZM222 133L220 134H216L215 135V137L216 136H219L220 138H221V135H222ZM197 134V133H196ZM201 134V133H200ZM200 134H198V135H200ZM208 134H211V133H208L207 132V139H208ZM213 134H214V132H213ZM225 134V133H224ZM223 134V135H224ZM183 135H184V133H183ZM212 135V134H211ZM264 135V134H263ZM28 136V135H27ZM79 136V135H78ZM201 136H203V135H201ZM201 136H199V137H201ZM30 137V136H29ZM185 137V136H184ZM214 137V136H213ZM59 138V137H58ZM65 138H67V137H65ZM178 138V137H177ZM181 138H183V136L181 137ZM219 138V139H220ZM222 138H224V137H222ZM68 139V138H67ZM106 139V138H105ZM200 139V138H199ZM203 139H205V137H203ZM216 139H217V137H216ZM261 139V140H260ZM185 140V138L183 139V141ZM209 140V139H208ZM207 140V141H208ZM211 137H210V142H211ZM101 141V140H100ZM180 141H182V140H180ZM180 141H174V145H175V143H176V153L178 152V151H180L182 148H184V147H186V145L188 144L187 143V141L186 142H184V143H180L179 144V142ZM192 141V140H191ZM206 141V142H207ZM213 142H214V140H212ZM162 142V141H161ZM205 142V143H206ZM216 142V141H215ZM256 142V141H255ZM263 142V141H262ZM34 143V142H33ZM91 143V142H90ZM193 143H197V142H194V140L192 141V145H194L195 146V144H193ZM254 142H252V144H253ZM259 143L258 142H256V143H254L255 144V153H251V154H254V156H253V165L254 164H256L255 162H256V158H258L257 156H258V152L257 151H259L258 150V148H259ZM264 143V142H263ZM24 144V143H23ZM22 144V145H23ZM36 144V143H35ZM78 144V143H77ZM140 144H142V143H140ZM160 144V143H159ZM162 144V143H161ZM198 144V143H197ZM201 144V143H200ZM200 144L198 145V146H200ZM250 144V143H249ZM22 145H20V146H22ZM25 145V144H24ZM190 146H191V144H189ZM188 145V146H189ZM203 145V144H202ZM207 145V146H206ZM247 145V144H246ZM87 146V145H86ZM159 146V145H158ZM210 146V145H209ZM208 146V147H209ZM170 147V146H169ZM201 147V146H200ZM244 147H245V145H244ZM248 147V146H247ZM247 147L245 148L246 150H247ZM262 147H263V145H262ZM138 148V147H137ZM2 149V148H1ZM0 149V154L2 153V150ZM5 149V148H4ZM10 149V148H9ZM160 149H162V146H160ZM260 149H262V148H260ZM197 150V149H196ZM195 150V151H196ZM199 150V149H198ZM197 150V151H198ZM243 150V149H242ZM169 151V150H168ZM202 151V150H201ZM233 151V150H232ZM231 151V152H232ZM60 152V151H59ZM68 152V151H67ZM172 152H175V150H173ZM199 152V151H198ZM262 152V151H261ZM264 152V151H263ZM49 153V152H48ZM123 153V152H122ZM175 153V154H176ZM186 153V152H185ZM233 153L234 152H232V155H233ZM5 154V153H4ZM52 154V153H51ZM56 154V153H55ZM152 154V153H151ZM165 154V153H164ZM179 154V153H178ZM199 154H200V152H199ZM228 154H230V153H228ZM260 154V153H259ZM264 154V153H263ZM152 155H154V154H152ZM161 155V154H160ZM163 155V154H162ZM189 155V154H188ZM262 155V154H261ZM164 156V155H163ZM169 156V155H168ZM177 156V155H176ZM192 156V157H193ZM245 156V155H244ZM247 156V155H246ZM251 156V155H250ZM264 156V155H263ZM51 157V156H50ZM171 157H173V156H171ZM171 157H168V158H171ZM181 157V156H180ZM260 157V156H259ZM166 158V157H165ZM174 158V157H173ZM179 158V157H178ZM183 158V157H182ZM181 158V159H182ZM235 158V157H234ZM245 158V157H244ZM248 158H250V157H248ZM55 159V158H54ZM74 159V158H73ZM152 159V158H151ZM236 159V158H235ZM245 159H247V158H245ZM244 159V160H245ZM51 160V159H50ZM116 160V159H115ZM150 160V159H149ZM158 160H160V159H158ZM171 160V159H170ZM228 160H229V158H228ZM251 160V159H250ZM259 161H261L260 159H258ZM151 161V160H150ZM161 161V160H160ZM166 161H168V160H166ZM234 161V160H233ZM246 161V160H245ZM245 161H243V162H245ZM57 162V161H56ZM110 162V161H109ZM169 162V161H168ZM167 162V163H168ZM172 162H174V159H173V161ZM171 162V163H172ZM185 162V161H184ZM227 162V161H226ZM243 162H242V164H243ZM248 161H246L244 164H246ZM80 163V162H79ZM85 163V162H84ZM155 163V162H154ZM170 163V162H169ZM168 163V164H169ZM170 163V165H171V167H172V164ZM175 163V162H174ZM173 163V164H174ZM221 163H222V161H221ZM241 163V162H240ZM21 164V163H20ZM112 164V163H111ZM215 164V163H214ZM219 164V163H218ZM242 164H240V165H242ZM243 164V165H244ZM247 164H249V163H247ZM101 165V164H100ZM176 165H178V163L176 164ZM184 165H186L185 163H184ZM223 165H224V163H223ZM253 165H251V167L253 166ZM257 165V164H256ZM259 165V164H258ZM59 166V165H58ZM98 166V165H97ZM105 166V165H104ZM173 166H175V165H173ZM227 166V165H226ZM233 166V164L230 166V167H232ZM235 166V165H234ZM246 166V165H245ZM248 166V165H247ZM247 166H246V168H247ZM106 167V166H105ZM165 167V166H164ZM222 167H224V166H222ZM236 167H238L239 168V165L237 166L236 165ZM235 167V168H236ZM241 167V166H240ZM101 168V167H100ZM167 168V167H166ZM173 168V167H172ZM180 168V167H179ZM182 168H183V166H182ZM202 168V169H203ZM213 168H215L214 166H213ZM217 168V167H216ZM237 168V169H238ZM249 168V167H248ZM254 168H256L255 166H254ZM257 168H258V166H257ZM15 166H10L9 168H7L6 170H4L5 172H4V175H6V176H9L10 174H12L14 171H15ZM20 169V168H19ZM64 169V168H63ZM99 169V168H98ZM171 169V168H170ZM181 169V168H180ZM199 169V170H200ZM207 169V168H206ZM205 169V170H206ZM245 169V168H244ZM244 169H243V172H246V171H244ZM17 170V169H16ZM94 171H95V169H93ZM204 170V172L206 173V171ZM209 170V169H208ZM211 170V169H210ZM213 170H215L216 171V169H213ZM217 170L219 171V169L217 168ZM228 170V169H227ZM252 170V169H251ZM64 171V170H63ZM94 171H92V172H94ZM100 171H102V170H100ZM167 171V170H166ZM173 171H175V170H173ZM198 171V170H197ZM196 171V172H197ZM212 171V170H211ZM242 171V170H241ZM97 172H99V171H95V173L97 174ZM110 172V171H109ZM165 172V171H164ZM208 172V171H207ZM214 172V171H213ZM220 172H221V170H220ZM228 172V171H227ZM253 172V171H252ZM252 172H251V176L252 175H254V173L252 174ZM254 172H258V170L256 171V170H254ZM94 173V174H95ZM167 173V172H166ZM200 173V172H199ZM203 173V172H202ZM209 173V172H208ZM207 173V174H208ZM229 173H230V171H229ZM247 173V175H248V171L246 172ZM255 173V174H256ZM259 173V172H258ZM17 174V173H16ZM174 174V175H175ZM193 174H195V172L193 173ZM264 174V173H263ZM92 175V174H91ZM196 175V174H195ZM194 175V176H195ZM203 175V174H202ZM227 175H228V173H227ZM246 175V174H245ZM262 175V174H261ZM261 175L259 176V179L261 178ZM159 176V175H158ZM198 176V175H197ZM210 175H208V177H209ZM223 176H225V174L223 175ZM229 176V175H228ZM227 176V177H228ZM250 176V175H249ZM250 176V177H251ZM3 177V176H2ZM205 177H207V176H205ZM226 177V178H227ZM231 176H229V178H230ZM200 178V177H199ZM220 178H222L221 176H220ZM223 178H225V177H223ZM233 178H234V176H233ZM233 178L231 177L230 178V180H231V182L233 181ZM247 178H249V177H247ZM258 178V177H257ZM264 178V177H263ZM78 179V178H77ZM101 179V178H100ZM112 179V180H113ZM160 179V178H159ZM162 179V178H161ZM171 179V178H170ZM204 179H207V178H204ZM214 179V178H213ZM235 179V178H234ZM252 178H250V180H251ZM111 180V181H112ZM157 180V179H156ZM162 180H164V179H162ZM168 180V179H167ZM197 180V179H196ZM199 180V179H198ZM201 180H203V179H201ZM220 180H222V179H220ZM227 180H228V178H227ZM256 180H258V179H256ZM72 181V180H71ZM73 181H74V179H73ZM72 181V182H73ZM75 181H76V179H75ZM74 181V182H75ZM102 181V180H101ZM105 181H107V180H105ZM157 181H160V180H157ZM194 181V180H193ZM209 181V179H207V181L206 182H208ZM236 181V180H235ZM248 180H246V182H247ZM71 182V183H72ZM110 182V181H109ZM153 182V181H152ZM176 182V183H175ZM228 181H226V183H227ZM234 182V181H233ZM245 182V183H246ZM251 183H252V181H250ZM255 182V181H254ZM253 182V183H254ZM203 183H204V181H203ZM209 183V182H208ZM214 183V182H213ZM259 183V182H258ZM155 184V183H154ZM156 184H159V182L158 183H156ZM162 184H160V185H162ZM193 184H196V182L194 183L193 182ZM192 184V185H193ZM238 184V183H237ZM244 184V183H243ZM250 184V183H249ZM248 184V182H247V184H245L246 186H248L249 185ZM255 184V183H254ZM65 185V184H64ZM72 185V184H71ZM153 185V184H152ZM202 184L200 183V186H201ZM253 185V184H252ZM252 185L250 184V186L247 188V189H245V190H243L244 189V187H242V190L244 191V198H246V201H247V205L249 206V208L250 207H252V208H254L255 207V204H254V202H255V197H256V195H258V194H261V193H258V194H256L255 195V197H254V188L252 187ZM257 185V184H256ZM65 186H67L68 187V185H65ZM101 186V185H100ZM105 186H106V184H105ZM154 186V185H153ZM164 186H162V188L164 187ZM193 186H196V185H193ZM223 187H225L224 185H222ZM241 186H244V185H241ZM264 186V185H263ZM63 187V186H62ZM155 187V186H154ZM176 187V194H174V191H173V189ZM198 187V186H197ZM214 187V186H213ZM240 187V186H239ZM59 188V187H58ZM66 187H64V189H65ZM81 188V187H80ZM147 188V190H149V191H144L145 189ZM200 188V187H199ZM203 188H205V187H203ZM206 188H208V186L206 187ZM216 188H218V187H215V190L216 191H214L213 193H214V196H216V194H217V192L220 190V189H216ZM233 188H235V187H233ZM241 188V187H240ZM255 188H256V186H255ZM262 188V187H261ZM108 190H109V188H107ZM156 189V188H155ZM201 189V188H200ZM209 189V192L208 193H210L211 194V192H210V188H208ZM46 190V189H45ZM57 190V189H56ZM67 190V189H66ZM78 190H80V189H77V191ZM82 190V189H81ZM80 190V191H81ZM108 190H105V191H108ZM203 190V189H202ZM214 190V189H213ZM222 190V189H221ZM226 190V189H225ZM230 190V189H229ZM234 190V189H233ZM237 190V189H236ZM256 190H259L258 192H260L261 190H260V188L259 189H256ZM255 190V191H256ZM41 191V190H40ZM65 191V190H64ZM200 191V190H199ZM204 191L206 192V190L204 189ZM203 191V192H204ZM228 190H226L225 192H227ZM238 191V190H237ZM236 191V192H237ZM58 192H60V191H58ZM223 192V191H222ZM222 192H220V194L222 193ZM233 192V191H232ZM235 192V191H234ZM233 192V193H234ZM234 193V194H236L237 195V193ZM257 192V191H256ZM81 193H83L82 191H81ZM81 193H79V195L81 194ZM230 193H231V191H230ZM28 194V193H27ZM65 194V193H64ZM78 194V193H77ZM85 194V193H84ZM205 194V193H204ZM207 194V193H206ZM222 194H224V193H222ZM221 194V195H222ZM227 194H229V191H228V193ZM226 194V195H227ZM232 194V193H231ZM243 194V193H242ZM73 195H74V193H72V191H69V192H67L66 193V199H73ZM75 195H76V193H75ZM78 195V196H79ZM89 195V194H88ZM213 195V194H212ZM43 196V195H42ZM218 196H220L219 194H218ZM217 196V197H218ZM223 196H225V195H223ZM228 196V195H227ZM239 196V195H238ZM240 196H242V195H240ZM80 197V196H79ZM91 197V196H90ZM234 197H236V196H234ZM259 198H260V195L258 196ZM64 198V199H65ZM225 198V197H224ZM230 198V197H229ZM229 198H228V202H229ZM231 198H232V195H231ZM230 198V200H232ZM238 198H240V197H238ZM238 198H237V200H238ZM243 198V199H244ZM63 199V198H62ZM65 199V200H66ZM75 199L77 200V198L75 197ZM145 199H147V201L145 200ZM181 199V200H180ZM215 199V198H214ZM227 199V198H226ZM256 199H257V197H256ZM142 200H145L147 203H145L144 201H142ZM234 200H236L235 198H234ZM236 200V202H238ZM258 200V199H257ZM261 200V199H260ZM260 200H258V201H260ZM19 201V200H18ZM62 201H64V200H61V202ZM69 201V200H68ZM68 201H65V202H68ZM71 201V200H70ZM74 201V200H73ZM180 201H182V202H180ZM210 201H212V202H210ZM223 201V200H222ZM243 201H245V199L243 200ZM29 202V201H28ZM60 202V200H59V203H61ZM87 202V201H86ZM142 202H144L145 203V206H143L142 205V207H138L139 206V204L140 203H142ZM175 202V201H174ZM33 203H35V202H33ZM71 203H73V202H71ZM75 203V202H74ZM74 203H73V206H74ZM96 203V204H95ZM215 203V202H214ZM62 204V203H61ZM64 204V203H63ZM147 204V205H146ZM244 204H246L245 202H244ZM243 204V205H244ZM29 205V204H28ZM36 205V204H35ZM91 205V204H90ZM90 205H89V207L88 208H90ZM217 205V204H216ZM223 205V204H222ZM237 205V204H236ZM240 205V204H239ZM242 205V204H241ZM81 206V205H80ZM85 206V205H84ZM87 206H88V204H87ZM220 206V205H219ZM75 207V206H74ZM83 207V206H82ZM220 207H223V206H220ZM220 207H219V209H220ZM225 207V206H224ZM223 207V208H224ZM236 207V206H235ZM67 208V207H66ZM226 208V207H225ZM224 208V209H225ZM237 208V207H236ZM18 209V208H17ZM68 209V208H67ZM171 209H173V208H171ZM209 209H210V211H209ZM218 209V210H219ZM228 209H230L229 208V206H228ZM51 210H52V208H51ZM66 210V209H65ZM64 210V211H65ZM69 210V209H68ZM81 210V209H80ZM175 210V209H174ZM234 210V209H233ZM247 210V209H246ZM35 211H37V210H35ZM48 211V210H47ZM154 211V210H153ZM220 211H221V209H220ZM222 211H225V210H222ZM20 212V211H19ZM33 212V211H32ZM83 211L81 210V212H79L80 213V215H81V213H82ZM88 212V211H87ZM174 212V211H173ZM233 212V211H232ZM43 213V212H42ZM48 213V212H47ZM58 213V212H57ZM66 213H67V210H66ZM66 213H64V215L66 214ZM89 213V212H88ZM214 213V212H213ZM215 213H217V212H215ZM219 213H221V212H219ZM219 213H217V214H219ZM223 213V212H222ZM221 213V214H222ZM1 214V213H0ZM83 214V213H82ZM172 214V213H171ZM170 214V215H171ZM224 214H227L226 213V211H225V213ZM229 214V213H228ZM259 214V213H258ZM8 215V214H7ZM16 215V214H15ZM24 215V214H23ZM58 215V214H57ZM76 215V214H75ZM85 215V214H84ZM151 215V214H150ZM190 215H193V214H190ZM189 215V216H190ZM215 215V214H214ZM74 216V215H73ZM145 216H147V215H145ZM153 216V215H152ZM152 216H150L151 218L150 219H153L152 218ZM155 216H156V214H155ZM169 216V215H168ZM172 216V215H171ZM194 216V215H193ZM200 216V215H199ZM218 216H220L219 218H223L224 217V215L222 216V215H218ZM222 216V217H221ZM251 216V215H250ZM25 217V216H24ZM170 217V216H169ZM173 217V216H172ZM171 217V218H172ZM225 217H227V216H225ZM263 217V216H262ZM258 218V217H255V216H252L249 220H247L246 218H245V221L247 220V222L245 223H243V222H240V223H243V224H241V225H239V226H237V227H234V228H231V229H229V230H225V231H223L222 230V232H220L221 234L219 235V236H217V234H214V235H212V236H209V235H206V233H207V231H205L206 233H205V236L204 235H200L201 233H199V235L200 236H197L198 234H195V236H181V235H176V239H174L173 240V238L171 239V240H169V241H164V240H162V241H164V242H145V243H143L142 244V246L141 247H138L137 249H135V247H137V246H131L130 247V249H126V250H124V248H125V245H124V247L123 246H121V245H119V244H117V243H112V242H110V240H111V236H112V229L110 230L109 228H108V230H110V232H106V237H101V240L103 239H105L104 241H103V243H100V244H95V245H93V246H91V247H89V248H87L86 249V251H84L85 253L84 254H81V255H79L78 256V258H76V256H74L75 257V259L76 260H72V259H70V263H69V261L67 262V263H65V262H63V260L66 258V257H68V256H66L65 257V255H64V257L65 258H63V260H62V262H63V264L65 263V264H106L107 263V261L109 260V259H111V258H114L115 259V257H117L118 255H121V254H130L131 253V256H132V253H134V252H139V251H144V250H146V251H148L147 252V254L149 253V252H153V250L154 249H170V248H176V251L177 250H183V251H189V253H187V255H185V252H183L184 254V256H182V254L179 256H177V258H176V264H264V217L263 218ZM42 218V217H41ZM44 218H46V217H44ZM52 218V217H51ZM57 218V217H56ZM149 218V217H148ZM166 218H168V217H166ZM195 218V217H194ZM201 218V217H200ZM241 218H243V217H241ZM139 219V218H138ZM146 219H147V217H146ZM170 219V218H169ZM203 219V218H202ZM211 219V218H210ZM164 220V219H163ZM166 220V219H165ZM171 220V219H170ZM188 220H191V219H188ZM187 220V221H188ZM193 220V219H192ZM191 220V221H192ZM204 220H206V219H204ZM212 220V219H211ZM243 220V219H242ZM54 221H56V220H54ZM136 221V220H135ZM134 221V222H135ZM140 221H142V220H140ZM146 221V220H145ZM156 221V220H155ZM181 221V220H180ZM180 221H179V223H180ZM191 221H190V223H191ZM196 221V220H195ZM218 221H221L222 222V220H218ZM45 222V221H44ZM52 222V221H51ZM51 222H50V225H51ZM58 222V221H57ZM56 222V223H57ZM133 222V223H134ZM147 222V221H146ZM152 222V221H151ZM166 222V221H165ZM176 222V221H175ZM198 222H199V224H200V220H198ZM202 222L204 223V221L202 220ZM205 222H207V221H205ZM53 223L54 222H52V225H53ZM59 223V222H58ZM178 223V224H179ZM209 223V222H208ZM212 223V222H211ZM232 223V222H231ZM100 224V225H99ZM145 224V223H144ZM154 224H156V223H154ZM159 224V223H158ZM192 224V223H191ZM198 224V225H199ZM202 224V223H201ZM219 224H220V222H219ZM109 225H111L112 226V224H108V226ZM135 225L136 224H134V227H135ZM137 225H139L140 226V222L137 224ZM136 225V226H137ZM152 225V224H151ZM151 225H149V226H151ZM161 225V224H160ZM181 225V223L179 224V225H177V222H176V228H177V226L179 227ZM186 225H188V224H186ZM193 225V226H192ZM191 226L192 227H194L195 225H194V222H193V224H192ZM196 225H197V222H196ZM197 225V228L196 227H194V228H196V229H198L200 226H198ZM221 225V224H220ZM227 225V224H226ZM238 225V224H237ZM49 226V225H48ZM115 226H113V227H115ZM126 226H127V224H126ZM132 226H133V224H132ZM159 226V225H158ZM183 226H185V225H183ZM209 226V225H208ZM207 226V227H208ZM222 226V225H221ZM223 226H224V224H223ZM44 227V226H43ZM130 227V226H129ZM146 227V226H145ZM151 227H154L153 225L151 226ZM104 228H105V226H104ZM107 228V227H106ZM105 228V229H106ZM155 228V227H154ZM154 228H152L153 230H154ZM157 228V230H159L158 228L159 227H156ZM218 228V227H217ZM223 228V227H222ZM221 228V229H222ZM149 229H150V227H149ZM162 229V228H161ZM193 229V228H192ZM201 229V228H200ZM224 229H226V228H224ZM50 230H51V228H50ZM156 230V229H155ZM189 230H190V227H189ZM199 230V229H198ZM89 231V230H88ZM96 231V230H95ZM105 231V230H104ZM161 231V230H160ZM175 231V230H174ZM191 231V230H190ZM194 231V229L192 230V233H194L193 232ZM197 231V230H196ZM213 231H215V229H213ZM47 232V231H46ZM115 232V231H114ZM125 232H128V231H125ZM124 232V233H125ZM172 232V231H171ZM189 232V231H188ZM199 232V231H198ZM200 232H203V231H200ZM209 232V231H208ZM51 233V232H50ZM67 233V232H66ZM65 233V234H66ZM69 233V232H68ZM94 233H96V232H94ZM150 233H152V231L150 232ZM163 233V232H162ZM197 233V232H196ZM216 233V232H215ZM219 233V232H218ZM3 234V233H2ZM1 234V235H2ZM12 234V233H11ZM63 234V233H62ZM85 234V233H84ZM96 234H98V233H96ZM95 234V235H96ZM103 234H104V232H103ZM127 234V233H126ZM132 234V233H131ZM137 234V233H136ZM143 234H145V232L143 233ZM188 234H190V233H188ZM204 234V233H203ZM208 234V233H207ZM69 235V234H68ZM83 235V234H82ZM81 235V236H82ZM86 235V234H85ZM85 235H83V237L85 236ZM87 235H89V234H87ZM94 235V236H95ZM98 235H100V234H98ZM97 235V236H98ZM133 235V234H132ZM147 235V234H146ZM191 235V234H190ZM194 235V234H193ZM53 236V235H52ZM67 236V235H66ZM79 236H80V234H79ZM92 236V235H91ZM96 236V237H97ZM122 236V235H121ZM126 236V235H125ZM152 236V235H151ZM156 236H158V235H156ZM169 236V235H168ZM167 236V237H168ZM51 237V236H50ZM71 237V236H70ZM69 237V238H70ZM74 237V236H73ZM73 237H71L72 239H73ZM117 237H118V235H117ZM130 237V236H129ZM160 237V236H159ZM173 237V236H172ZM11 238V237H10ZM85 238V237H84ZM100 238V237H99ZM116 238V237H115ZM118 238H120V235H119V237ZM117 238V239H118ZM122 238V237H121ZM126 238V237H125ZM124 238V239H125ZM131 238V237H130ZM137 238V237H136ZM161 238V237H160ZM169 238V237H168ZM5 239V238H4ZM14 239V238H13ZM46 239V238H45ZM81 239V238H80ZM93 239V238H92ZM132 239V241H133V237L131 238ZM0 240H2L1 238H0ZM27 240V239H26ZM36 240V239H35ZM38 240V239H37ZM83 240V239H82ZM82 240H80V243H81V241ZM114 240V239H113ZM119 240V239H118ZM44 241V240H43ZM68 241V240H67ZM92 241V240H91ZM129 241H131V240H129ZM69 242V241H68ZM97 242V241H96ZM138 242V241H137ZM1 243H2V241H1ZM0 243V244H1ZM40 243V242H39ZM57 243V242H56ZM71 243V242H70ZM78 243V242H77ZM88 243V242H87ZM95 243V242H94ZM134 243V242H133ZM140 243H142V242H140ZM8 244V240H4V242H3V244H1L2 246H5V245H7ZM16 244V243H15ZM46 244V243H45ZM67 244V243H66ZM74 243L72 242V245H73ZM85 244V243H84ZM83 244V245H84ZM93 244V243H92ZM59 245V244H58ZM69 245V244H68ZM75 245V244H74ZM73 245V246H74ZM80 245V244H79ZM130 245H131V242H130ZM135 245V244H134ZM12 246H14V244L12 245ZM26 246V245H25ZM24 246V247H25ZM52 246V245H51ZM76 246V245H75ZM127 246H128V244H127ZM11 247V246H10ZM18 247V246H17ZM33 247V246H32ZM84 247V246H83ZM88 247V246H87ZM11 248H13V247H11ZM29 248H30V246H29ZM56 248V247H55ZM66 248V247H65ZM129 248V247H128ZM6 249H8V248H6ZM21 250L20 251H22L23 249H22V247L20 248ZM33 249H34V247H33ZM27 250H30V249H27ZM84 250H85V248H84ZM171 250V249H170ZM17 251H19V250H17ZM26 251V250H25ZM36 251H38V250H36L35 249V251H33L34 252V254L36 253ZM53 251H55V250H53ZM57 251V250H56ZM81 251V250H80ZM158 251V250H157ZM160 251V250H159ZM158 251V252H159ZM22 252H24V251H22ZM161 252V251H160ZM164 252V251H163ZM171 252V251H170ZM27 253H28V251H27ZM42 254H43V252H41ZM165 253V252H164ZM11 254V253H10ZM23 254V253H22ZM24 254H25V259H27L28 260V258L29 257H27L26 258V252H24ZM62 254V253H61ZM135 254V253H134ZM133 254V255H134ZM143 254V253H142ZM175 254H177V253H175ZM30 255V254H29ZM29 255H27V256H29ZM69 255V254H68ZM71 255V254H70ZM156 255V254H155ZM165 255H166V253H165ZM3 256V255H2ZM18 256H19V254H18ZM17 256V257H18ZM23 256V255H22ZM33 257H35L34 255H32ZM41 256V255H40ZM40 256H37L39 259L41 258L42 259V256L40 257ZM50 256V255H49ZM73 256V255H72ZM122 256V255H121ZM125 256V255H124ZM127 256V255H126ZM126 256L124 257V258H126ZM136 256V255H135ZM160 256V255H159ZM172 256V255H171ZM174 256V255H173ZM14 257V256H13ZM16 257V258H17ZM33 257H31V258H33ZM45 257V256H44ZM73 257V258H74ZM137 257V256H136ZM38 258H37V260H38ZM61 258V257H60ZM40 259V260H41ZM48 259V258H47ZM54 259V258H53ZM62 259V258H61ZM113 259V260H114ZM117 260H118V258H116ZM127 259V258H126ZM137 259V258H136ZM16 260V259H15ZM15 260H14V262H15ZM21 260V259H20ZM32 260V259H31ZM35 260H36V257H35ZM57 260H58V258H57ZM60 260V259H59ZM125 260V259H124ZM175 260V259H174ZM28 261H30V259L28 260ZM39 261V260H38ZM42 261V260H41ZM47 261V260H46ZM51 261V260H50ZM65 261V260H64ZM67 261V260H66ZM5 262V261H4ZM13 262V261H12ZM18 262V261H17ZM23 261L21 260V263H22ZM49 262V261H48ZM57 263L59 262V261H56ZM62 262H60V263H62ZM139 262V261H138ZM157 262V261H156ZM16 263V262H15ZM26 262H24L23 264H25ZM29 263V262H28ZM27 263V264H28ZM39 263V262H38ZM41 263V262H40ZM47 263V262H46ZM55 263V262H54ZM59 263V264H60ZM109 263V262H108ZM107 263V264H108ZM135 263V262H134ZM161 263V262H160ZM14 264V263H13ZM29 264H32V263H29ZM34 264V263H33ZM110 264V263H109Z\"/></svg>", "mask_w": 264, "mask_h": 264}]
</instances>
